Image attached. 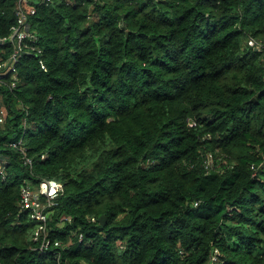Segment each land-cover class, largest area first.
Segmentation results:
<instances>
[{
	"label": "trees",
	"instance_id": "obj_1",
	"mask_svg": "<svg viewBox=\"0 0 264 264\" xmlns=\"http://www.w3.org/2000/svg\"><path fill=\"white\" fill-rule=\"evenodd\" d=\"M30 26L41 54L0 76V264H264V0H51ZM42 180L45 249L19 206Z\"/></svg>",
	"mask_w": 264,
	"mask_h": 264
},
{
	"label": "built area",
	"instance_id": "obj_2",
	"mask_svg": "<svg viewBox=\"0 0 264 264\" xmlns=\"http://www.w3.org/2000/svg\"><path fill=\"white\" fill-rule=\"evenodd\" d=\"M51 0H18L15 10L16 20L10 27L7 37L0 38V76L8 73L15 75L16 63L23 53L41 54V49L36 46V35L31 31L30 18L36 12L38 3H49ZM9 42L10 50L7 52L2 46ZM248 45L259 51H263L262 61L264 63V46L262 43L250 38ZM262 49V50H261ZM41 68L46 70L42 63ZM14 80L11 87L15 85ZM7 114L6 107L0 101V124L5 120ZM62 191V184L55 180H42L37 190H32L29 185H25L20 190L19 206L22 211L28 212L30 219L38 224L34 232V240H39L40 233L44 234L47 228L48 207L54 204L56 197ZM93 220V219H92ZM49 241L45 239V234L41 240V249L47 248Z\"/></svg>",
	"mask_w": 264,
	"mask_h": 264
}]
</instances>
